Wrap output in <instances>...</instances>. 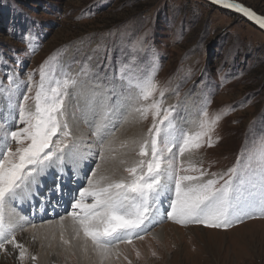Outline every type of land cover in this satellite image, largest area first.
Listing matches in <instances>:
<instances>
[{
    "label": "rangeland",
    "instance_id": "rangeland-1",
    "mask_svg": "<svg viewBox=\"0 0 264 264\" xmlns=\"http://www.w3.org/2000/svg\"><path fill=\"white\" fill-rule=\"evenodd\" d=\"M238 1L264 15V0ZM58 52L54 64L58 73L62 68L75 76L83 65L88 66L87 76L78 77L81 100L74 99L78 90L71 97L70 111H76L70 126L73 134V120L83 126L86 151L96 154L93 164L84 162L89 172L82 171L84 181L74 192L68 182L60 183L55 171L56 178L50 182L61 193H78L86 187L101 162L99 144L92 135L95 123L87 120L90 113L84 104L93 96L109 105L119 102L120 111L113 119V128L119 129L129 115L128 106L135 107L127 101L130 77L153 76L166 90L163 98L157 92L155 99H162L164 108L176 105L174 117L185 130H195L191 122L199 119L205 106L209 118L227 113L212 133L213 146L205 145L184 157L208 173L225 172L246 144L264 139V31L232 10L208 0H0V109L4 115L9 114V95L13 102L22 100L32 86L28 74L36 70L33 80L38 81L40 65ZM86 88L92 92L83 94ZM34 92L33 86L31 95ZM102 113L99 107L94 114L97 120ZM139 121L145 135L152 117ZM76 150L81 153L77 144ZM71 179L74 183V173ZM170 198H161L162 214H155L160 221L131 243L118 244L121 250L112 264H264V216L253 214L228 228L179 224L167 217ZM71 210V204L65 205L66 213L56 219ZM28 212L33 217L32 210ZM50 221L46 217L38 223ZM10 247L0 252L1 264H17L10 259ZM70 255L57 253L47 264L83 263L79 254Z\"/></svg>",
    "mask_w": 264,
    "mask_h": 264
},
{
    "label": "snow or ice",
    "instance_id": "snow-or-ice-1",
    "mask_svg": "<svg viewBox=\"0 0 264 264\" xmlns=\"http://www.w3.org/2000/svg\"><path fill=\"white\" fill-rule=\"evenodd\" d=\"M214 3L242 12L264 28V16L235 0ZM58 55L59 52L40 65L38 81L33 80L36 70L28 74L32 86L22 100L13 102L9 95L8 115L0 109V252L11 246L18 251L20 264L27 249L17 240L16 230H24L28 221L7 214L6 205L16 201L21 192L31 196L38 178L49 168L62 165L65 157L76 150L77 138L70 126L75 111H70L69 101L77 90L78 77L87 76L88 66L83 65L75 76L62 68L58 73L54 66ZM9 82L13 83L11 76ZM33 86L35 92L31 95ZM128 91L127 101L135 105L132 111L144 120L151 115L152 124L141 140L132 141L138 143L136 158L130 163L120 159L123 174L116 175L115 170L98 174L94 170L86 187L69 194L72 210L68 216L76 237L83 234L85 250L90 240L93 251L103 260L115 245L131 243L157 222L155 214L161 213L159 205L165 196L171 197L167 217L179 224L228 228L253 214L264 216V139L246 144L236 163L225 172L208 173L193 160L186 162L184 157L205 145L213 146L212 133L227 113L209 118L205 106L198 113L199 119L191 122L195 130H185L174 117L176 105L164 108L162 99H155L157 92L163 98L166 90L159 87L153 76L130 77ZM95 102L93 96L89 107ZM101 107L103 113L92 135L99 144L100 160H115L113 140L105 141V137L111 134L109 125L115 127L113 119L121 105L101 102ZM13 126L15 130H11ZM128 145L129 141H122L119 148ZM64 219L60 218L61 226ZM31 259L35 261L36 257Z\"/></svg>",
    "mask_w": 264,
    "mask_h": 264
},
{
    "label": "bare ground",
    "instance_id": "bare-ground-1",
    "mask_svg": "<svg viewBox=\"0 0 264 264\" xmlns=\"http://www.w3.org/2000/svg\"><path fill=\"white\" fill-rule=\"evenodd\" d=\"M81 91L82 90H78L76 93H80ZM84 92L85 93L83 94L87 95L89 92H92V90L90 88H86ZM77 95L78 96L74 99L76 101L81 100V95ZM71 101L72 99L69 101V106H71ZM91 102L92 101H88L84 104V109H89L88 112L90 113L86 118L89 122L93 121V123H96L98 120L94 114L99 112L101 102L96 99L95 107H89ZM132 108L133 106H128V111H130L129 115L124 120L125 124L123 126L121 125L117 130L111 125L109 126L111 134L105 137V141L113 140V147L116 149L117 158L115 160L108 159L101 161L99 163L100 167H96L95 170L98 174H109L113 170L116 171V175L123 174L124 165L119 163L120 159H126L130 163L136 158L135 153L138 148V143L133 144L132 141L138 142L141 140L144 137L145 132L143 131L144 128L141 121H139L140 123L138 122V119L141 120L139 114L135 112L131 113ZM134 113L137 118L132 115ZM71 123L75 131L74 134L77 136V147L81 153L75 150L71 155L65 157L62 165H55L49 168L38 178V184L31 189L33 193L31 196H29L27 192H21L16 201L10 202L6 205L7 214L15 217H25L28 221L23 225L24 230H21L20 228H17L16 230L17 240L27 249V255L23 264H31L32 262H36V260H38V264H47L57 257V253L61 254L62 252L67 253V258L71 257L72 255L70 254L73 252L79 254L80 259H83L82 264H112L111 262H114L116 257L115 255H117L121 250V245H115L111 254L101 260L100 256L93 251L90 240L87 241V250H85L83 234L81 233L80 237H76L75 232L73 231L71 217L68 215L63 216L65 217L63 226H61L60 219H56L59 214L64 215L66 213L65 205L70 206V193L66 194L67 191L66 193H64V191L61 193V189L57 187L55 188L53 183L50 182V180H54V178H56V175L54 174L55 171L59 173L58 178H60V183L62 182L65 184V182H68L69 190L71 188L74 192V189L77 190L78 185L84 181L85 177L82 175V171L85 170L86 173L89 172V169L84 167V162L88 161L92 163L93 157L96 155H88V151H86V139L84 137L85 130L83 129V126L74 120ZM122 141H129L127 148H119V144ZM73 173L75 174V186L72 185L74 184L73 182L70 183V181H72L71 175ZM48 185H50V187L52 186V189L48 190ZM31 210L33 217L28 214V211ZM46 217L51 218L52 221L48 223H38V221H42V219ZM160 220L161 219L155 218V221ZM36 223L38 224L36 225ZM33 225L35 227H32ZM163 233H165V231ZM33 236L35 237V240L32 239ZM65 240L68 241L67 244L64 242ZM9 249L12 253L10 259L17 264H20V261L18 260V251H13L11 247ZM1 256L3 255L0 253V264L2 261ZM32 256L36 257L35 261L31 259Z\"/></svg>",
    "mask_w": 264,
    "mask_h": 264
},
{
    "label": "water",
    "instance_id": "water-1",
    "mask_svg": "<svg viewBox=\"0 0 264 264\" xmlns=\"http://www.w3.org/2000/svg\"><path fill=\"white\" fill-rule=\"evenodd\" d=\"M208 1H210L211 3H213V4H215V5H218V4L214 3V0H208ZM235 2L244 5L245 7L249 8V9H251L252 11H254L255 13H257L258 15L264 16L263 14L259 13L258 11H256L254 8L249 7V6H247L246 4H244V3H242V2H240V1H238V0H235ZM218 6H220V7H222V8H225V9H229V8L224 7L223 5H218ZM229 10H232L233 12H236L237 14L242 15V16L245 17L247 20H249L251 23H253L254 25H256L257 27H259L261 30L264 31V28H261V27H260V26H259L254 20H252V19H250L249 17L245 16L242 12H239V11H237V10H235V9H229Z\"/></svg>",
    "mask_w": 264,
    "mask_h": 264
},
{
    "label": "trees",
    "instance_id": "trees-1",
    "mask_svg": "<svg viewBox=\"0 0 264 264\" xmlns=\"http://www.w3.org/2000/svg\"><path fill=\"white\" fill-rule=\"evenodd\" d=\"M5 16H7V15H5ZM245 18V17H244ZM246 19V18H245ZM18 32V31H17Z\"/></svg>",
    "mask_w": 264,
    "mask_h": 264
}]
</instances>
